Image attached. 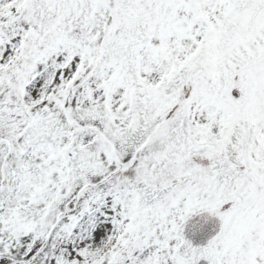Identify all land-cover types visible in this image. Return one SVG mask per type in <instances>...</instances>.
<instances>
[{
    "label": "snow or ice",
    "instance_id": "6c2138e0",
    "mask_svg": "<svg viewBox=\"0 0 264 264\" xmlns=\"http://www.w3.org/2000/svg\"><path fill=\"white\" fill-rule=\"evenodd\" d=\"M0 264H264V0H0Z\"/></svg>",
    "mask_w": 264,
    "mask_h": 264
}]
</instances>
